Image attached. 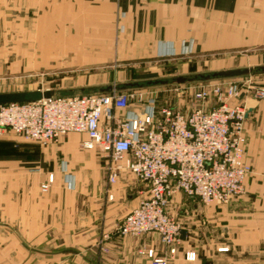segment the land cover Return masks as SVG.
Returning <instances> with one entry per match:
<instances>
[{
	"label": "crops",
	"instance_id": "crops-1",
	"mask_svg": "<svg viewBox=\"0 0 264 264\" xmlns=\"http://www.w3.org/2000/svg\"><path fill=\"white\" fill-rule=\"evenodd\" d=\"M74 1L88 7L85 16H90L91 23L82 30L103 34L100 47L110 50L113 65L110 63L94 76H78V83L71 82L69 86L158 78L131 76L117 67L157 59L174 50L176 55L182 54L188 48L194 50L192 56L169 57L161 63L167 70L178 69V73L165 77L264 64V0ZM93 16L100 18L97 28L92 26ZM110 34H114L113 40ZM83 47L92 48L93 44ZM252 51L255 54H250ZM221 52H244V57L234 66L221 67V61L214 60L209 63L210 69L196 68L203 64L206 54ZM242 100L248 107L246 157L253 168L245 180L246 193L228 206L214 204L203 210L216 222L222 212L229 210L228 260L232 264H254V256L264 264V99ZM141 111L143 107L130 104L116 113ZM86 141L87 135L80 134L47 147L31 146L35 152L22 154L12 166L17 184H11L0 198L5 202L0 207V264H151L147 255L151 249L158 256H169L157 234L131 236L117 232L121 221L143 196L145 186L131 172L123 171L110 191L104 176L93 185L81 183L89 168L99 167L95 152L83 147ZM51 174L54 182L59 178V183L53 182L43 191L41 185ZM72 178L75 186L64 183ZM199 202L183 192H177L171 200V214L176 217L179 210L183 232L176 254L169 256V264H221L222 256H226L219 250V232H191V226L200 222L195 220ZM253 207L260 208V212H249ZM208 240L211 245L200 243ZM192 252L196 258L189 260L187 253Z\"/></svg>",
	"mask_w": 264,
	"mask_h": 264
},
{
	"label": "built area",
	"instance_id": "built-area-1",
	"mask_svg": "<svg viewBox=\"0 0 264 264\" xmlns=\"http://www.w3.org/2000/svg\"><path fill=\"white\" fill-rule=\"evenodd\" d=\"M140 113L126 110L132 94L67 95L38 101L0 105V134L9 129L43 146L70 134L87 135L84 146L107 158L109 185L123 171L144 184L138 205L121 221V235L157 234L174 256L182 241L183 225L169 211L177 192L204 204H228L242 195L251 166L245 160L248 107L240 98L264 99V87L252 77L199 83L197 103L191 111L178 107L156 108L155 98L144 100ZM213 100V106H207ZM51 174L41 185L47 191ZM109 190V188H108ZM110 191V190H109ZM113 198V194H109ZM151 264H169V256L147 251ZM194 252L187 253L194 260Z\"/></svg>",
	"mask_w": 264,
	"mask_h": 264
},
{
	"label": "rangeland",
	"instance_id": "rangeland-1",
	"mask_svg": "<svg viewBox=\"0 0 264 264\" xmlns=\"http://www.w3.org/2000/svg\"><path fill=\"white\" fill-rule=\"evenodd\" d=\"M87 8L88 7H85L84 4L75 2L74 0H0V92L34 89H79L81 87H87L88 85L69 86L70 84L78 83V76H94L105 67H108L110 63L113 65L110 58L111 56L110 54L108 55L110 50L100 47L103 34L96 30L93 33L82 30L83 27L85 28L91 23L90 16H85V10H88ZM69 12H72V16H68ZM92 18V26L93 28H97L96 26L100 25V18H95V16ZM69 25H72V29ZM112 35L111 39L113 40L115 36L114 34ZM105 39H107V37ZM89 40L93 42H89ZM86 41L87 43H85ZM75 44L80 47L74 48ZM84 44H93V47L85 48L83 47ZM183 52L182 54L177 53L176 55V51L174 50L166 52V54L163 53V55L158 56L157 59L147 58L144 60H137L135 63L130 62V64L118 65L117 68L121 70L125 69L131 76L136 77H165V75L178 73V69L175 67L172 70H167L161 63L169 57H176L178 55L192 56L194 50L188 48V50H184ZM242 53L244 52L206 54L202 57L203 64L199 63L201 65L196 66V68L202 70L210 69L212 65L209 63L214 60L221 61V67H226L228 64L234 66L241 62L242 57H244ZM250 54H255V52L252 51ZM190 59L192 60L193 58ZM192 68L193 65H190V70ZM252 79L255 86L264 87V76L252 77ZM111 83L112 82L93 84L89 86ZM197 84L130 91L132 94L131 104L144 107L145 101L140 102L138 95V92H143L144 100L147 101L150 98H155L156 108L159 111L164 107L175 106L185 112H189L197 106L193 96L194 88ZM84 94L85 92L81 90L73 92V95ZM242 99L244 98L238 99L237 102L244 103ZM212 104L213 100L207 103V106L211 107ZM244 133L246 136L245 131ZM78 135L80 134L70 133L50 142L48 145L57 143L61 139ZM36 145L39 148L43 146L35 141L25 139L23 136L9 129L0 134V198H3L5 193L9 191L11 184H15V182L17 184V181H15L17 176L10 170L12 166L16 165L20 157L23 156L22 154L34 153L35 151H31L30 149L32 148L31 146L37 147ZM83 147L86 148L84 144ZM24 149L25 151H23ZM91 150L95 152L99 167L98 169L89 168L84 174V177L82 176V179L80 178L81 183L86 186L95 184L97 179L102 176H104L103 178L105 180L106 177L108 179L106 170L108 158L98 149ZM245 160L251 166L252 173L253 168L246 157V149ZM72 179V181L67 179L64 183L75 186L76 180L75 178ZM56 183H59V178L57 177L53 184ZM112 186L113 185H109L108 183L109 190L112 189ZM245 193L246 190L235 199L241 198ZM201 202H199L198 206L200 204L201 206L198 207L195 214V220L199 219L200 222L198 226H191V232H199L200 234L209 233L210 235L213 232H219L221 239L220 243L222 245L219 250L226 255L222 256L221 264H232V262L228 260L230 250L229 210L226 209L225 213L222 212L220 219L216 222V218L209 213L205 214L203 210V208L206 209L208 206L212 207L215 203L204 204ZM230 203L216 205L225 207L230 205ZM4 206V200L0 199V207L3 208ZM219 210L222 211L223 208L221 207ZM169 211L170 213L172 212L171 202ZM248 211L259 213L260 208L253 207L252 210ZM180 215L177 209L176 217L178 220L181 218ZM253 217L255 218L256 216L253 215ZM218 221H220L219 226H217L219 223ZM200 243L211 245L212 241L208 240ZM253 263L260 264L261 258L254 256Z\"/></svg>",
	"mask_w": 264,
	"mask_h": 264
},
{
	"label": "water",
	"instance_id": "water-1",
	"mask_svg": "<svg viewBox=\"0 0 264 264\" xmlns=\"http://www.w3.org/2000/svg\"><path fill=\"white\" fill-rule=\"evenodd\" d=\"M264 75V64L256 66L235 67L215 71L198 72L192 74L174 75L143 80H132L115 82L105 85H94L81 87L79 89H34L0 92V105L11 103H25L38 101L43 98H56L60 96L73 95L74 91L81 90L85 94H111L130 92L156 87H179L197 83L256 77Z\"/></svg>",
	"mask_w": 264,
	"mask_h": 264
}]
</instances>
